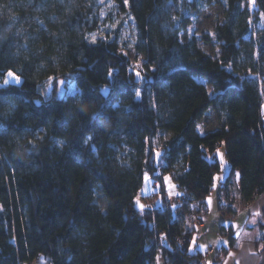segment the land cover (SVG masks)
I'll use <instances>...</instances> for the list:
<instances>
[{
	"label": "trees",
	"instance_id": "trees-1",
	"mask_svg": "<svg viewBox=\"0 0 264 264\" xmlns=\"http://www.w3.org/2000/svg\"><path fill=\"white\" fill-rule=\"evenodd\" d=\"M68 4L0 0V79H23L0 87V264H156L160 251L204 264L164 176L203 203L224 143L226 182L240 172L245 203L264 193V0H127L137 71L118 29L94 38ZM218 4L202 36L220 44L213 55L183 32ZM210 108L218 124L202 132ZM146 172L162 203L139 210Z\"/></svg>",
	"mask_w": 264,
	"mask_h": 264
},
{
	"label": "crops",
	"instance_id": "crops-1",
	"mask_svg": "<svg viewBox=\"0 0 264 264\" xmlns=\"http://www.w3.org/2000/svg\"><path fill=\"white\" fill-rule=\"evenodd\" d=\"M230 173L228 165L226 175L217 183L216 175L212 191L203 203H192V209L187 211L188 252L201 253L204 264H264V193L245 203L240 192V172L235 171L226 182ZM198 209V219L205 215L202 226L193 220ZM161 262L166 264L162 251L156 264Z\"/></svg>",
	"mask_w": 264,
	"mask_h": 264
},
{
	"label": "rangeland",
	"instance_id": "rangeland-1",
	"mask_svg": "<svg viewBox=\"0 0 264 264\" xmlns=\"http://www.w3.org/2000/svg\"><path fill=\"white\" fill-rule=\"evenodd\" d=\"M121 4H124V6L126 5L125 2L121 3L119 0H69V4L67 6H69L70 9L75 8L81 11L83 17L88 21V27H94L92 28V34L94 38L98 36H103L107 32L113 33L118 29L120 36L119 42L122 47H124L123 51L128 55L131 62V67L137 71L142 68L143 57H137L135 54V50L133 47V42L136 38L135 26L129 14L127 13V10H125V8H122ZM221 19V5L218 4L216 6H212L208 8L205 12L200 13L197 18L194 19V21L189 25V27L183 32V38L186 39L190 34H196L200 39L201 45L206 51L213 55H218L220 44L213 38L211 41H205L202 36L205 33L208 35H213L215 22ZM10 71L13 72L16 76H19L14 71ZM7 73L3 79H0L1 85L4 84V81L6 79H12L7 76ZM19 77L20 83L11 84H21L23 79L21 76ZM217 124V114L212 108H210L209 113L200 123L202 132H205V130L209 128H215ZM156 145L161 147L160 142H157ZM161 154L162 149H156L158 174L163 173V169L161 168ZM215 156L219 159L221 163L220 171L218 172L216 177L217 183L220 177L226 175V168L228 167V165H230L226 157L224 143H221V145L217 148ZM164 180L167 192L166 200L171 203V196L173 195L174 191V181L170 175H165ZM160 185L161 184L158 179L153 178L151 174L147 172L145 173L143 186L135 198V204L139 210H142L143 208L148 206H159L162 203ZM191 206L192 204L190 203L186 206V208H184L186 209L184 217L186 216L187 211L189 212L192 209ZM198 210L199 213H194L193 220L195 221V223L198 224V226H202V222H204L205 220V215L203 214L201 216L203 221L201 219H198L200 215V209ZM262 240L264 241V236L262 237ZM39 259H43V255H40ZM160 259L158 261H161ZM23 264H37V260L33 261L32 263ZM161 264L163 263L161 262Z\"/></svg>",
	"mask_w": 264,
	"mask_h": 264
},
{
	"label": "built area",
	"instance_id": "built-area-1",
	"mask_svg": "<svg viewBox=\"0 0 264 264\" xmlns=\"http://www.w3.org/2000/svg\"><path fill=\"white\" fill-rule=\"evenodd\" d=\"M177 190H178L177 193L171 196L172 199L171 203L175 207V211H174L175 216L178 218H182L186 212V209L184 208H186V206L190 204V202L179 192L180 190L179 188H177ZM177 240L179 241L180 244L184 245L187 241V236L184 235L181 238H178Z\"/></svg>",
	"mask_w": 264,
	"mask_h": 264
},
{
	"label": "snow or ice",
	"instance_id": "snow-or-ice-1",
	"mask_svg": "<svg viewBox=\"0 0 264 264\" xmlns=\"http://www.w3.org/2000/svg\"><path fill=\"white\" fill-rule=\"evenodd\" d=\"M125 3H127V0H125ZM7 76L12 78V79H6L4 81V84L0 85V87H5V86H7L8 84H11V83H17V84L20 83V77L16 76L13 72L9 71L7 73ZM137 76L139 77V73H137ZM137 96H139V93H137Z\"/></svg>",
	"mask_w": 264,
	"mask_h": 264
}]
</instances>
